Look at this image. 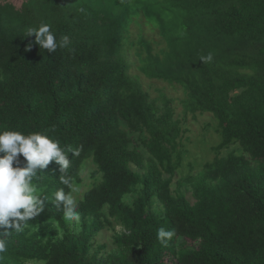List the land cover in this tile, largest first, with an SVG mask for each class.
Wrapping results in <instances>:
<instances>
[{"label":"trees","instance_id":"obj_1","mask_svg":"<svg viewBox=\"0 0 264 264\" xmlns=\"http://www.w3.org/2000/svg\"><path fill=\"white\" fill-rule=\"evenodd\" d=\"M121 1L145 7V0ZM100 4L24 0L17 7L0 0V134L40 133L64 149L82 146L79 157L68 153V176L81 182L88 157L102 174L78 202L82 231L75 237L53 203L59 189L69 191L60 166L53 161L39 172L33 182L47 207L23 232L5 237L0 228L7 247L0 264H264V0H151L144 19L131 9L118 13L117 5L101 11ZM141 19L154 20L167 45L154 52L156 38L142 34L141 69L183 86L185 115L213 114L222 136L215 151L238 143L250 156L217 155L188 177L194 203L171 189L182 162L181 120L171 99L162 107L151 99L123 53L131 24ZM42 24L58 41L67 36V47L50 54L26 36ZM209 53L213 62L204 64ZM130 133L148 135V158L132 148ZM138 185L127 205L124 197ZM105 207L125 227L117 241L126 248L107 259L89 255L92 238L112 226ZM51 221L64 230L61 238L33 231ZM161 227L176 231L168 247L157 239ZM179 238L193 249L178 251Z\"/></svg>","mask_w":264,"mask_h":264},{"label":"rangeland","instance_id":"obj_2","mask_svg":"<svg viewBox=\"0 0 264 264\" xmlns=\"http://www.w3.org/2000/svg\"><path fill=\"white\" fill-rule=\"evenodd\" d=\"M14 3L17 7H21L24 0H3ZM76 2H87L88 0H74ZM145 7L137 6L134 3L127 4L121 0H101V11L108 10L112 5H117L118 13H125L127 10H132L136 17L144 19L145 10L151 0H145ZM144 5V4H143ZM140 7V8H139ZM143 17H142V16ZM129 39L132 42L126 45L123 53L125 58L131 64L130 73L139 76L140 81L145 91H147L152 100L156 101L159 106H163L165 98L171 99L172 106L175 110V117L181 120L182 136L179 139V151L182 153V162L172 177L171 189L174 195L185 194L187 198L194 203L192 197V189L187 182L188 177L196 176L203 171L205 165L213 161L219 155L221 157L228 155L230 152H235L237 155H242L250 159V156L245 153L238 143H234L229 147L223 148L217 152L214 150L222 142V136L218 130V123L209 112L197 113L195 115L184 113L183 101L186 98V93L182 85L173 83L163 78L152 77L141 69V57L138 53L140 45V36H150L156 38L154 43V52H158L160 48H167L166 41L161 38L157 23L145 20L144 23L133 21L131 24ZM146 55V54H145ZM124 128L126 126L124 125ZM133 143L132 148L139 149L147 158L149 153L143 145L144 139L148 137L146 133H130ZM256 164L255 162H253ZM135 171H139L136 167H132ZM81 182L75 181L74 184L79 188L78 192L73 193L77 203L81 201L87 191L101 183L102 174L98 172L97 165L92 157L84 160L81 172ZM165 178L170 176L165 174ZM142 186L138 185L133 193L127 194L123 201L130 206H133L135 199L140 194ZM156 209H162L161 205H156ZM103 213L112 221V226L105 227L97 236L92 238V248L89 255L98 254L102 258H111L115 255H120L124 252L125 245L117 241V237L125 234V227L119 221L109 216V210L104 208ZM70 234L79 237L82 231L81 221L79 224L75 222H67ZM33 231L39 233L44 238H50L54 232L59 233V238L64 234V230L55 221H51L43 226L33 228ZM177 250L193 249L194 245L187 244L183 238H179L177 242ZM29 264H43L41 262H30Z\"/></svg>","mask_w":264,"mask_h":264},{"label":"clouds","instance_id":"obj_3","mask_svg":"<svg viewBox=\"0 0 264 264\" xmlns=\"http://www.w3.org/2000/svg\"><path fill=\"white\" fill-rule=\"evenodd\" d=\"M80 11L83 12L84 9L81 8ZM25 34L28 37L34 36V42L50 54L67 47L69 42L67 36H61L58 41L49 24H42L38 29L30 27ZM26 50H31V45ZM213 59L212 53L201 57L204 64L213 62ZM82 151V146L76 149L61 148L58 141L40 133L25 136L19 132L4 131L0 134V153H4L0 157V228L4 229L5 237L13 231L23 232L31 220L45 211L48 197L40 195L33 180L39 172L47 170L53 161L60 166V183L69 189L68 192L63 188L59 189L53 203L57 209L62 210L65 221L80 223L81 213L77 211L79 204L73 196L79 188L67 173L71 166L68 153L79 157ZM21 156L26 161L24 167L20 166ZM175 236V229L166 230L161 227L157 233V239L163 247H168ZM6 251V241L0 239V253Z\"/></svg>","mask_w":264,"mask_h":264},{"label":"bare ground","instance_id":"obj_4","mask_svg":"<svg viewBox=\"0 0 264 264\" xmlns=\"http://www.w3.org/2000/svg\"><path fill=\"white\" fill-rule=\"evenodd\" d=\"M216 15V14H215Z\"/></svg>","mask_w":264,"mask_h":264}]
</instances>
